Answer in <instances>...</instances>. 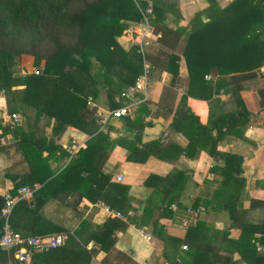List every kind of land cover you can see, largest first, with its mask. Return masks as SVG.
<instances>
[{
    "label": "trees",
    "instance_id": "obj_1",
    "mask_svg": "<svg viewBox=\"0 0 264 264\" xmlns=\"http://www.w3.org/2000/svg\"><path fill=\"white\" fill-rule=\"evenodd\" d=\"M159 4L157 1L151 3L149 23L153 33L157 35L155 53L163 54L160 45L171 29L157 24L158 11L161 10ZM225 10L230 12L229 17L219 20L214 1L209 0V5L203 12L206 21H202L197 13L187 24L182 54L186 55L190 50L192 59H195L200 51L205 61L200 73L196 69L200 65L189 64L185 91L167 126L170 132L182 134L187 140L186 145L179 148L174 143H165L162 137L150 143L160 148L156 154L160 159L168 158L164 156L166 151L171 152L174 157L181 152L189 157L196 142L199 146H205L206 143L209 154L221 156L224 163L220 169V184L226 188L232 187V191L227 192L224 203L226 207V203L231 202V206L227 207L231 215L242 184L238 177L242 158L234 153H218L215 147L226 134L240 137L252 117L260 109H264V93L261 90L250 92L243 85L264 64V1L232 0ZM138 18L139 12L132 0H0V91H9L13 86L23 87L21 103L31 109L32 124L24 112L21 114L25 119L22 117L20 120H25L28 126H35L40 117H44L46 121L51 120L48 139L35 135L34 128L22 130L17 127L19 123L10 127L12 130L7 125L1 128L17 137L16 148L20 150L22 161L26 164V171L22 175L6 172L5 175L13 182L9 193L15 195L16 189L21 186L31 189L28 199L18 200L12 207L8 218L11 228L21 235L52 233L55 228L45 224V216L40 214V208L50 197L56 198L63 192L66 195L75 191L77 201L82 197L93 202L99 200L108 208L119 209L118 212L125 214L124 221L113 217L107 218L100 225H94L85 219L78 220L76 227L61 245L33 251L27 263L13 259L10 252L0 249V264H91L97 249L107 252L113 246L114 231H123L129 223L140 226V222H147L148 215L154 208L158 207L159 214H162L178 197L184 185L181 182L186 177L185 171L174 169L164 177L148 175L143 184L149 185L154 179L161 183L162 190L152 191L142 201L138 222L132 215L135 208L129 203L131 198L127 196L128 187L109 181L108 175L102 174L93 166L100 153L110 150L120 140L111 139L108 129L104 132L96 131V119L92 116V111L86 108L85 98L89 96L94 100L99 89H102L109 108L112 109L116 107L114 93L134 83L141 71V56L135 45L123 49L116 38L125 31L127 21ZM202 31L205 37L204 51L199 45L201 41L198 44L197 39L198 33ZM21 54L31 56L36 68L42 62L36 73H13V58ZM166 57V69L175 74L171 64L176 57L169 54ZM208 69L215 75L226 76L225 80L214 84L203 80ZM218 86H222V91L229 95L235 109L218 112L214 116H210L209 111L207 122L201 125L198 118L185 106V98L196 95L194 89L199 90L200 96L210 98L213 93H217ZM252 95L256 98V106L251 109L249 102ZM217 102L218 99L213 97L209 106ZM137 110L147 113L142 102ZM120 118L127 133L130 129L139 133L141 126L136 122L141 121L140 116L134 119L128 116ZM143 124L147 125L148 122ZM67 126L90 136L85 146L76 149L72 155L60 148L55 139ZM212 130L215 131L214 135H211ZM137 140L127 145V160L143 161L149 155L142 147L135 146L134 142ZM43 152L45 153L42 154ZM134 153H140V156H135ZM63 158L67 162L56 172L51 162L56 163ZM157 194L160 197L155 203ZM29 200L33 203L30 204ZM2 202L3 197L0 196V206ZM128 210L131 211L130 215H126ZM58 231L60 230H55ZM89 241L96 248H86ZM230 243L238 246L237 243L240 244L241 241ZM249 246L255 249L253 243L249 242ZM191 247L193 253L190 260L185 263L179 259L178 264L220 263L217 254H210V247L204 248L196 243H192ZM224 253V264H236L229 252ZM254 259L264 260V252L256 254Z\"/></svg>",
    "mask_w": 264,
    "mask_h": 264
},
{
    "label": "crops",
    "instance_id": "obj_2",
    "mask_svg": "<svg viewBox=\"0 0 264 264\" xmlns=\"http://www.w3.org/2000/svg\"><path fill=\"white\" fill-rule=\"evenodd\" d=\"M149 1L150 3L160 2L161 10L158 11L157 24L168 27L171 32L166 33L162 39L160 47L163 54L155 53L157 46L155 33L146 46L145 60L149 65V84L145 91H137L128 95L127 88L131 85L124 87L122 91L114 93L116 107L112 108L130 106L128 117L134 119L140 116L141 121L136 124L141 126V129L139 133L134 129H130L127 133L120 117L111 118L102 132L108 129V136L111 139H119L120 142L114 144L110 150L100 153L93 166L102 174L108 175L109 181L128 187L127 196L131 198L129 203L135 208V213L132 215L138 222H140L138 218L141 216L142 201L152 191L162 190L161 183L154 179L149 185L143 184L148 175L164 177L177 169L185 171L186 177L184 182H181L184 185L178 197L162 211V214H159L158 207L154 208L148 215L147 222H140V226L129 223L123 231H114L113 246L107 252L97 249L93 254L91 264H178L179 259L186 263L193 253L192 243L203 245L204 248L210 247V254L213 256L217 254L220 257L219 264H224L225 251L231 254L230 257L236 264H264V260L254 259L256 254L264 252V234H262L264 233V109H260L252 117L243 128L240 137L226 134L215 147L218 153H234L242 158L238 174L242 184L233 204L234 210L230 215L227 207L231 206V202H227L226 207L224 203L227 192L232 191V187L227 186L226 188L220 184V169L224 163L221 156L209 154L206 150V143H204L205 146H199L196 142L192 148V155L189 157L183 155V152L174 157L171 152L166 151L164 156L168 158L160 159L156 156L160 148L150 143L162 137L165 143H174L179 148L186 145V138L179 132H170L167 126L178 107L181 94L185 91L186 80L189 77V64L200 65L196 68L200 73L205 61L202 52H197L195 59H192L191 51L189 50L185 55L182 54V49L185 44L187 24L197 13L200 14L202 21H206L203 12L209 5V0ZM213 1L218 9V19L223 21L225 17H229L230 12L226 11L225 7L232 0ZM197 39L198 44L201 41L199 45L204 51V31L198 33ZM116 41L123 49L131 46L124 31L116 38ZM168 54L176 57L171 64V67L175 69V74L166 69V55ZM19 56L31 69L27 72L22 71L18 75L34 73L42 65L40 62V67L36 68L33 66L31 56L23 54ZM13 73L15 74L14 71ZM225 78L224 75H215L211 69L203 75V80L213 84ZM243 85L248 87L250 92L261 90L264 93V64L258 67L256 75L244 81ZM22 90L23 87L19 85L13 86L9 91H0V106L6 113H17L21 119L22 117L25 119L21 114L24 112L31 119L29 123L32 124L31 109L24 107L21 103ZM193 92L196 95L187 96L184 102L201 125L207 122L209 111L210 116H214L218 112L235 109L229 95L222 91V86H218L217 93H213L210 98L200 96L197 89ZM213 97H216L218 102L209 106ZM251 98L249 103L252 109L256 106L254 104L256 98L253 95ZM141 102L145 105L147 113L137 110ZM93 103L102 109H110L102 89H99ZM145 122L148 124L144 125ZM50 124L51 120L46 121L44 117H40L35 126H28L25 120H20L17 127L24 131L28 127L34 128L35 135H42L48 139ZM2 127L0 125V196L3 197V194L9 192L13 185L9 177L5 175L6 172L22 175L26 171V164L22 161L20 150L16 148L17 137L10 131H2ZM214 133L215 131L212 130L211 135ZM89 137L88 134L67 126L55 139L57 145L68 152L73 147L76 149L84 147ZM133 140H137L134 142L136 147H142L148 151L149 155L145 160H127L129 152L127 145ZM134 155L140 156V153H134ZM66 162V158H63L56 163L51 162V166L58 172ZM116 175H121L120 181L115 180ZM159 197L160 195H155V203L158 202ZM29 201L32 202V200ZM120 208H123L122 205ZM187 208L197 209L196 225L183 228L181 227L182 221H188L191 217V214L186 211ZM110 211H119V209L108 208L99 200L93 202L82 197L77 201L75 191L68 192L66 195L63 192L56 198L50 197L40 208V214L45 216V224L55 228L52 233L61 231L71 233L79 222L78 220L81 219L94 225H100L107 218L113 217L125 220L113 216ZM55 230L60 231L55 232ZM140 230L150 236L149 241H146L139 233ZM239 241L241 243H237L238 246L230 243ZM248 241L253 243L255 249L249 246ZM90 247L96 248L91 241L86 244V248Z\"/></svg>",
    "mask_w": 264,
    "mask_h": 264
},
{
    "label": "built area",
    "instance_id": "obj_3",
    "mask_svg": "<svg viewBox=\"0 0 264 264\" xmlns=\"http://www.w3.org/2000/svg\"><path fill=\"white\" fill-rule=\"evenodd\" d=\"M139 11V18L128 25L127 35L131 38L136 46V51L141 56V71L136 76L134 83L127 88V94L132 95L134 92H144L149 84V65L145 60L146 46L153 37V31L149 23L152 14L151 3L149 0H132ZM36 73V70L34 71ZM205 78H207L205 76ZM85 106L92 111V116L96 119L97 131H103L111 118H119L129 116L130 106L119 107L116 109H102L93 103L91 97L85 98ZM20 116L14 112L6 113L0 106V125L12 127L20 122ZM76 148L68 151L69 155L75 152ZM208 177H210L208 175ZM203 178V177H201ZM116 181L121 180V175L115 176ZM31 195V189L27 186H21L16 189L15 195L9 192L3 194V202L0 206V249L10 252L13 259L27 263L33 251H43L61 245L68 237V231L51 233L46 235H21L13 230L9 224L8 218L12 207L16 201L28 199ZM191 214L188 221H182L181 227L194 225L197 217V209H186ZM113 216L125 219V214L118 211H110ZM131 211H127L126 215H130ZM139 233L146 241L150 240V236L142 230Z\"/></svg>",
    "mask_w": 264,
    "mask_h": 264
},
{
    "label": "rangeland",
    "instance_id": "obj_4",
    "mask_svg": "<svg viewBox=\"0 0 264 264\" xmlns=\"http://www.w3.org/2000/svg\"><path fill=\"white\" fill-rule=\"evenodd\" d=\"M131 22H133V21H131ZM130 21H127V26H126V28H125V35H127V33H128V25L131 23ZM128 36V35H127ZM128 40H129V42L131 43V45H133L134 46V44H133V42H132V40H131V38L128 36ZM19 58H17L16 56L13 58V65H12V70L15 72V74H19V73H22V71H24V72H27V71H29L31 68H29V66H28V64L24 61V60H22L21 58H20V56H18ZM27 66V67H26ZM33 67V66H32Z\"/></svg>",
    "mask_w": 264,
    "mask_h": 264
},
{
    "label": "water",
    "instance_id": "obj_5",
    "mask_svg": "<svg viewBox=\"0 0 264 264\" xmlns=\"http://www.w3.org/2000/svg\"><path fill=\"white\" fill-rule=\"evenodd\" d=\"M29 203L31 204L32 202H31V201H29Z\"/></svg>",
    "mask_w": 264,
    "mask_h": 264
}]
</instances>
